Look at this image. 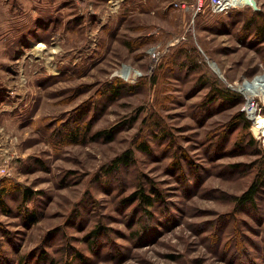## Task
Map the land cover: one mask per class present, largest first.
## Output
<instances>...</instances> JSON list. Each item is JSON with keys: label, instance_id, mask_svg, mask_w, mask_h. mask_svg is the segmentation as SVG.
I'll list each match as a JSON object with an SVG mask.
<instances>
[{"label": "rangeland", "instance_id": "374dc122", "mask_svg": "<svg viewBox=\"0 0 264 264\" xmlns=\"http://www.w3.org/2000/svg\"><path fill=\"white\" fill-rule=\"evenodd\" d=\"M223 1L0 0V264H264V0Z\"/></svg>", "mask_w": 264, "mask_h": 264}, {"label": "trees", "instance_id": "16d2710c", "mask_svg": "<svg viewBox=\"0 0 264 264\" xmlns=\"http://www.w3.org/2000/svg\"><path fill=\"white\" fill-rule=\"evenodd\" d=\"M256 15H260L259 12H255ZM253 25V23H252ZM258 31L263 32L264 31V26L261 27ZM186 60L188 61L189 58H186ZM181 66H187L186 62L185 63H181ZM198 66V63L195 61V62H189V67H191L192 69H196ZM204 84H207V80H206V83ZM213 84V83H212ZM208 85H210L208 83ZM118 87L116 88V90H114V92L116 93H119V89L118 88H123V87H127L126 85H123L122 83L117 85ZM128 88V87H127ZM211 90L213 93L216 94V96L220 99H223V100H234L235 98L238 97V94H236L235 92H232L228 89H222V88H219L218 86H215L214 84L211 86ZM239 120H242L241 122L243 123L244 127L246 129H249L250 128V123L249 121L245 118V115L244 114H241L239 117H238ZM146 149V147H145ZM132 161V158H131V155H130V152H126L124 153L122 156L118 157L116 159V164L111 166V168H109V170H107V172L109 171H112L114 170L115 167L117 166H128L130 165ZM260 175L262 177H264V171L262 173H260ZM8 182H3L2 184V188H0V205H2L3 207H6V203H5V197L11 192V191H18L19 188H16L14 187L15 185L13 184L12 186L9 184L7 185ZM261 185V181L260 182H254L252 184V186L247 190L245 191L240 197H237L238 200H239V203L240 205L242 206H248V207H253L255 204H256V196L258 195V191H259V186ZM14 188V189H13ZM24 194L25 196L28 198V196H31L32 195V192H30V190H25L24 191ZM136 194H140L141 195V199L142 201L144 202V204L148 207H152V206H155V202H156V197L158 196V198H160V195L157 193V192H152L151 194L153 196H149V195H146L144 194V190H140L138 193ZM8 212V211H6ZM148 215V213H146ZM97 233L99 231H96Z\"/></svg>", "mask_w": 264, "mask_h": 264}, {"label": "bare ground", "instance_id": "6f19581e", "mask_svg": "<svg viewBox=\"0 0 264 264\" xmlns=\"http://www.w3.org/2000/svg\"><path fill=\"white\" fill-rule=\"evenodd\" d=\"M240 2L242 4L248 2V4H252L253 0H235V2ZM227 5L229 4H225V7H227ZM214 66V65H213ZM215 67V66H214ZM218 70V69H217ZM124 75V74H123ZM251 86V85H250ZM252 87V86H251ZM255 87V86H253ZM243 90L246 91V98H247V101L249 102H255L256 100V97L257 95L254 94L253 92H250L251 90H248V88L246 87H242ZM262 88V87H261ZM260 88V89H261ZM264 88V87H263ZM247 89V90H246ZM261 91V90H260ZM250 105V104H249ZM248 107V106H247ZM248 114L250 115V117H252L255 121H256V126H255V129L257 132H264V117H256L257 115V111H256V108H255V104H254V107H251L249 106L248 107Z\"/></svg>", "mask_w": 264, "mask_h": 264}, {"label": "built area", "instance_id": "2783aa9c", "mask_svg": "<svg viewBox=\"0 0 264 264\" xmlns=\"http://www.w3.org/2000/svg\"><path fill=\"white\" fill-rule=\"evenodd\" d=\"M196 5H197L198 12L203 11V9H204V2H203V0H198V3ZM183 7L186 8L185 5ZM213 8L216 11H223V10H225V1H223V0H213Z\"/></svg>", "mask_w": 264, "mask_h": 264}]
</instances>
